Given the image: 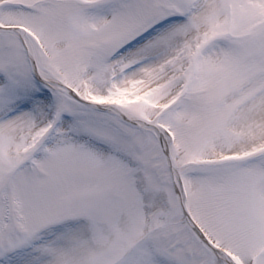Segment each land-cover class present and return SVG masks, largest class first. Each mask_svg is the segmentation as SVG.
<instances>
[{
  "label": "snow or ice",
  "instance_id": "snow-or-ice-1",
  "mask_svg": "<svg viewBox=\"0 0 264 264\" xmlns=\"http://www.w3.org/2000/svg\"><path fill=\"white\" fill-rule=\"evenodd\" d=\"M0 264H264V0H0Z\"/></svg>",
  "mask_w": 264,
  "mask_h": 264
}]
</instances>
